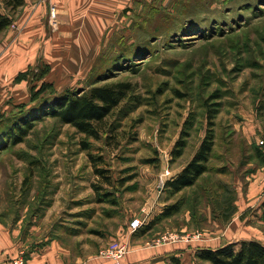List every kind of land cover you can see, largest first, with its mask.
<instances>
[{"label": "rangeland", "instance_id": "1", "mask_svg": "<svg viewBox=\"0 0 264 264\" xmlns=\"http://www.w3.org/2000/svg\"><path fill=\"white\" fill-rule=\"evenodd\" d=\"M39 1L45 5L28 0L26 13ZM25 5L11 13L0 0V11L10 13L13 23ZM45 15L40 37L37 33V88L44 81L59 91L85 88L95 77L97 84L121 81L132 88L98 139L42 115L23 141L0 147V218L21 226V240L37 237V221L71 220L69 210L93 229L119 230L114 238H121L133 218L143 224L130 227L131 233L176 202L179 209L155 224L160 234L199 232L222 244L241 239L264 244V183L250 200L246 196L259 161L253 149L264 134V0H132L91 41L65 40L56 25L52 34L56 18ZM4 41L0 32V46ZM47 62L50 72L43 78ZM62 64L65 72H55ZM211 111L208 170L193 185L172 192L166 181L199 148ZM179 140L183 153L174 157ZM90 155L102 157L94 163L110 183L95 172ZM157 204L162 210L155 215Z\"/></svg>", "mask_w": 264, "mask_h": 264}, {"label": "crops", "instance_id": "2", "mask_svg": "<svg viewBox=\"0 0 264 264\" xmlns=\"http://www.w3.org/2000/svg\"><path fill=\"white\" fill-rule=\"evenodd\" d=\"M24 2L26 5L24 9L21 7V18L13 21L16 32L10 25L2 31V38L7 43L0 46V114H7L15 105L29 101L31 88L37 89V33L40 37L41 27L45 26L43 14L47 12L45 17H49L50 3L56 7V20L51 24L52 34L57 28L66 37L65 40L91 41L97 39L106 26L113 24L116 12L131 5L132 0H45V5L37 2V11L31 14L26 13L28 0ZM30 24L32 27L28 31L26 27ZM59 24L65 28L59 29ZM101 26L103 28L99 30ZM86 47L84 44L80 56L85 54L83 51ZM46 65L50 67L48 62ZM64 65H59L55 72L62 70ZM49 72L48 69L47 74ZM23 73L26 75H21ZM254 165L257 172L250 181L252 190L246 193L249 200L253 197V189L264 183V158ZM157 207L154 206V209L157 208L153 213L155 215L162 210L161 204H157ZM67 216L71 220L66 219L60 225L50 220L49 225L37 221V237L26 243L21 240V226L7 225L0 218V264H14L13 260L20 254L24 255L26 264H108V259L100 256L98 250L113 240L127 244L121 264H197L198 249L215 248L222 244L211 236L155 243V238L160 235L157 229L131 233L129 225L125 235L114 238L119 230L114 233L106 227L103 230L93 229L86 219H74L73 210L67 211Z\"/></svg>", "mask_w": 264, "mask_h": 264}, {"label": "trees", "instance_id": "3", "mask_svg": "<svg viewBox=\"0 0 264 264\" xmlns=\"http://www.w3.org/2000/svg\"><path fill=\"white\" fill-rule=\"evenodd\" d=\"M2 2L4 8L11 13L24 4V0H2ZM11 22L10 13L0 11V32L4 31ZM48 69L46 65L44 72L42 71L43 78ZM96 78L98 77H95V81H91L90 86L85 88L65 87L59 91L53 83L47 81L42 82L37 89L32 87L29 101L15 105L7 114H0V147L23 141L42 115L55 117L61 123L70 124L78 132L83 133L86 138H100L102 132L105 131L107 117L126 98L132 86L129 82L121 81L97 84ZM47 92L48 94L45 95ZM213 117L212 111L207 113V132L199 148L181 171L166 181V187L172 192L177 193L184 187L193 185L208 170L207 163L214 145ZM82 145L83 148H87L85 140ZM176 146L178 148L172 149L174 157L182 155L184 141H177ZM256 147L253 149V156L260 160L264 158V154L257 144ZM90 157L95 172L99 173L106 183H110V176L106 175L105 170L98 168L94 163L98 159L101 160L102 157L94 158L92 155ZM109 195L110 193L107 194V197ZM101 200H106V197L103 196ZM179 204L175 202L165 206L147 225L141 227L139 232L145 233L152 230L161 219L176 212L179 209ZM262 207L264 217V201ZM196 258L197 264H264V244L256 239H241L237 242L221 244L215 248H200L196 252Z\"/></svg>", "mask_w": 264, "mask_h": 264}, {"label": "built area", "instance_id": "4", "mask_svg": "<svg viewBox=\"0 0 264 264\" xmlns=\"http://www.w3.org/2000/svg\"><path fill=\"white\" fill-rule=\"evenodd\" d=\"M48 14H49V19L55 18L56 15V7L53 4H49L48 6ZM12 28H16V25L14 23H11L10 25ZM257 145L259 146L260 150L264 154V134L258 137L257 140ZM166 174L169 173L167 170L165 172ZM143 222L135 217L130 221V227L135 230L139 228ZM200 233L198 232L197 234H193V236H180L177 232L175 231H170L167 230L158 236L157 239L154 240L155 243H169V242H175L179 241L181 239H196L200 238ZM127 247L123 242H120L118 240H113L107 244L102 250H100V256L105 257L108 259V264H121V259L123 258L124 254L126 253ZM14 264H26V259L23 254H20L17 258L13 260Z\"/></svg>", "mask_w": 264, "mask_h": 264}, {"label": "bare ground", "instance_id": "5", "mask_svg": "<svg viewBox=\"0 0 264 264\" xmlns=\"http://www.w3.org/2000/svg\"><path fill=\"white\" fill-rule=\"evenodd\" d=\"M46 109V108H45Z\"/></svg>", "mask_w": 264, "mask_h": 264}]
</instances>
